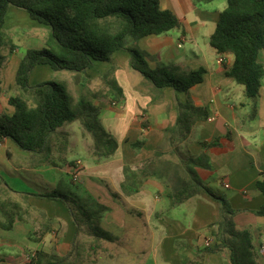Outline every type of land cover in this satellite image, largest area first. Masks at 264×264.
Instances as JSON below:
<instances>
[{
  "label": "crops",
  "instance_id": "0c3cea01",
  "mask_svg": "<svg viewBox=\"0 0 264 264\" xmlns=\"http://www.w3.org/2000/svg\"><path fill=\"white\" fill-rule=\"evenodd\" d=\"M227 5V0H161L164 9L178 16L181 27L142 37L131 44L144 54L151 68L171 65L176 67L177 74L205 69L203 81L191 89V94L197 105L208 110L209 118L192 126L188 148L193 154H199L205 148L204 141L218 140V145L207 150L211 169L197 168L198 174L207 185L229 198L237 210L235 222L239 228L250 231L258 261L264 264V217L253 212L264 205V194L256 186L264 172V83L253 117L254 101L246 99L244 86L227 75V67L221 62L222 58L230 66L233 55H221L210 43L219 15ZM10 12L21 11L11 6L7 18ZM15 57H11L5 68L4 77L9 75V80L5 78L0 93V114L14 112L8 97L14 89L21 61ZM130 59L129 51L118 50L112 61H95L88 76L54 71L49 64H39L30 77L31 84L35 85L59 72L60 82L75 96L85 97L100 107L104 127L119 142L115 154L104 158L80 152L79 149L84 148L81 145L83 129L78 121L55 133L60 140L59 148L67 152L65 157H82L87 163L84 178L82 173L79 181L71 182L75 188L72 193L81 198L80 193H85L84 201L93 199L106 206L102 224L116 239L103 241V249L93 251L88 246V242H93L89 237L87 250L77 257L79 264H129L134 260L135 244L146 245V239L152 248L150 264H231L228 251L202 255L207 244L213 242L209 225L221 218L219 202L203 193L175 203L167 196L168 178L160 167L149 166L158 149L171 157L166 129L178 118L177 98L186 102L187 94L170 86L157 88L130 66ZM12 63L14 67H10ZM109 72L111 76L103 79ZM113 81L115 86L111 84ZM99 82L105 84L104 91L98 92ZM138 140H143V145L133 147ZM72 150H75L74 155ZM5 156L13 163L12 168L1 163ZM19 156L27 160L18 162ZM0 160V177L11 188L3 184L4 193H0V264L29 263L30 252H27L28 257L23 252L33 243H38L36 250L50 251L47 247L50 241L55 252L67 254L75 225L66 205L30 195L38 192L15 177L26 171L34 177L41 175L46 180H55L56 175L47 168L48 154L30 156L11 139H5L0 142ZM94 180L105 184L106 188L100 189ZM17 203L22 219L8 216L15 211ZM34 210L45 214L43 222L24 217ZM46 227L50 231L41 240L31 239L36 230ZM148 262L145 260L142 264Z\"/></svg>",
  "mask_w": 264,
  "mask_h": 264
},
{
  "label": "trees",
  "instance_id": "16d2710c",
  "mask_svg": "<svg viewBox=\"0 0 264 264\" xmlns=\"http://www.w3.org/2000/svg\"><path fill=\"white\" fill-rule=\"evenodd\" d=\"M227 3L219 15L210 43L221 55H233L230 66L223 61L227 75L243 85L246 97L254 101V117L264 83V62L260 60L264 50V0H227ZM11 6L27 11L33 20L49 26L50 34L46 46L29 48L21 58L15 75V91L8 97L14 112L0 114V142L11 139L19 149L33 157L48 154L55 133L78 121L83 134L90 137L93 145L88 147L90 154L104 158L113 156L119 142L104 127L100 107L85 97H76L63 82L46 80L33 85L30 77L39 64H49L54 71L68 70L88 76L95 61H112L116 51L127 50L131 54L130 66L157 88L170 86L187 94L186 102L177 98L178 118L166 129L171 157L158 149L149 166L160 167L168 178L167 196L175 203H183L203 193L219 202L221 218L209 225L213 242L203 249L202 255L228 251L231 264H260L252 234L238 227L235 222L237 210L229 198L207 185L198 174L197 168L211 169L207 150L218 145V140L204 141L205 148L199 154H193L188 148L192 126L209 118L208 110L197 105L191 94V89L203 81L205 69L177 74L176 67L171 65L151 68L144 54L131 44L142 37L180 28L178 16L172 10L164 9L161 0H0V93L4 88V70L16 48L5 36L6 16ZM111 73L105 75V80ZM111 84L115 86L116 83ZM132 145L140 148L143 140ZM3 184L9 188L0 177V193ZM256 186L264 194V172ZM30 195L63 202L70 212L75 233L67 254L40 249L27 264H79L77 257L84 246L78 241L82 236L93 239L91 244L88 242L93 251L103 249V241L116 240L102 224L105 205L81 201L73 193L68 195L58 190ZM14 210L8 216L22 219L19 203ZM253 212L264 217V205ZM49 231L48 227L36 230L31 239L39 241Z\"/></svg>",
  "mask_w": 264,
  "mask_h": 264
},
{
  "label": "rangeland",
  "instance_id": "374dc122",
  "mask_svg": "<svg viewBox=\"0 0 264 264\" xmlns=\"http://www.w3.org/2000/svg\"><path fill=\"white\" fill-rule=\"evenodd\" d=\"M12 7L17 9L18 11H21V12H17V13L16 12H10L8 14V18L6 17L7 20H6V24H5V36H6V40L9 44H14L17 46L15 48V50H18V51L16 54L15 53L12 54V57L16 56L15 58H22L29 48H41V46L42 47L46 46V41L49 38L50 29L48 27L43 28L46 26L41 27V25H43V24L40 25L39 22L33 20L29 16L27 11L20 9V8H17V7H14V6H12ZM36 25H38V26H36ZM6 49L8 50V48H6ZM12 59H14V58H12ZM260 60L264 62V50L260 54ZM11 66L14 67L13 63L10 65V67ZM65 71L67 73H75L78 75H82L81 73H78V72H71L68 70H65ZM4 74H5V70H4ZM4 74H3V76H5ZM5 78L7 80H9V75H7V77H4V80H5ZM103 79H105V78L103 77ZM46 80L61 81V74H59V72H58V74L55 72L51 77H49L48 79H45V81ZM97 88H99L98 92H101L100 89L105 90V84L99 82V86H97ZM14 91H15V89L11 90V93H14ZM246 99L248 101H250V99H248V98H246ZM104 124H106V123L104 122ZM75 131L77 132L76 129H75ZM57 138H59V137L56 134L52 140V149L48 153L49 164L47 163V165H48L47 168H49L50 170L52 169V173L54 175H56L55 180H52V179L46 180L41 175L34 177V176H31L26 171H21L20 175H17L15 177H18L19 181H22L23 184L27 185L29 188H32L33 190H35V192H38V193L52 191V190H58L62 193L70 195L72 193V191L75 189L71 182L75 183L76 181H79L81 176H82V173H83V178H84V172L87 171L86 170V164L87 163H85V159L82 157L73 158L72 155L65 157L67 152L65 150L59 148V141L60 140ZM81 145L84 148L79 149L80 152L83 150V151H86L87 153L90 154L88 147H92L93 145L90 144V137L84 135L83 132H82V137H81ZM75 150L71 151L73 155L75 153L74 152ZM1 159H2V157H1ZM16 160L18 162H21V161H23V160L25 161L27 159L24 156H19V157H17ZM77 162H79L82 165V168L80 171V173H81L80 177L78 179H75L74 173H75V170H77L75 168V164ZM1 163H5L6 165H8V167L11 166L10 168H12V166H14L13 163L6 156H5L4 161L3 162L1 161ZM49 182H50V184H48ZM93 182H95L96 186H98L100 189L106 188L105 184H103L97 180H94ZM6 188L10 189V187L9 188L6 187ZM1 193H4V192L1 191ZM74 193L75 192H73V195H76L81 201H84L85 193H80L81 195H83V198H81V196H79L78 194H74ZM21 199H22L21 197L18 198L19 202H21ZM85 201L88 203H94L93 199H91L90 201H88V200H85ZM34 209H36V208H34ZM24 217L29 218V219L34 217L35 220H36V218L38 219V222H43V220L45 219L46 216H45V214L37 212L36 210H34V213L24 215ZM35 236L37 237V235H35ZM31 237H34V235L32 234ZM88 239H90V238L87 236H85V237L82 236L80 238V241H78V244L84 246L83 249L81 250L83 252L87 250ZM148 243H149V240L146 239V245H140V243L135 244L134 250L136 251V253L133 255L134 260L129 264H142V262L145 260H148L149 261L148 263L150 264V256H151L150 252H151L152 248L149 246ZM33 244H34L33 246H30V245L27 246L23 252L26 257H28L27 252L28 251L30 252V253L28 252L30 255L29 259L35 253L38 243H33ZM31 245H32V243H31ZM47 247L51 248L50 251H48V252H55L56 251V249L54 248V245H52L50 241L47 244ZM18 248H20V247H18ZM26 259H28V258H26Z\"/></svg>",
  "mask_w": 264,
  "mask_h": 264
},
{
  "label": "built area",
  "instance_id": "2783aa9c",
  "mask_svg": "<svg viewBox=\"0 0 264 264\" xmlns=\"http://www.w3.org/2000/svg\"><path fill=\"white\" fill-rule=\"evenodd\" d=\"M221 62H223V59L221 58ZM75 168L77 169V170H75V173H74V177H75V179H78L79 177H80V171H81V168H82V165L79 163V162H77L76 164H75ZM209 244V243H208ZM207 244V245H208Z\"/></svg>",
  "mask_w": 264,
  "mask_h": 264
}]
</instances>
